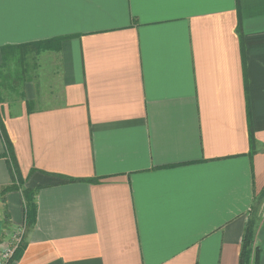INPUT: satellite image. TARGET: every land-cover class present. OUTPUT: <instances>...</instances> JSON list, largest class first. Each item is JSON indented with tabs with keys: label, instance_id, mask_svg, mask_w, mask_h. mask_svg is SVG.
Instances as JSON below:
<instances>
[{
	"label": "crops",
	"instance_id": "crops-1",
	"mask_svg": "<svg viewBox=\"0 0 264 264\" xmlns=\"http://www.w3.org/2000/svg\"><path fill=\"white\" fill-rule=\"evenodd\" d=\"M66 35L46 52L62 102L2 108L22 185L1 194L0 133V246L26 223L15 264H239L264 187V0H0V48Z\"/></svg>",
	"mask_w": 264,
	"mask_h": 264
},
{
	"label": "trees",
	"instance_id": "trees-1",
	"mask_svg": "<svg viewBox=\"0 0 264 264\" xmlns=\"http://www.w3.org/2000/svg\"><path fill=\"white\" fill-rule=\"evenodd\" d=\"M237 31L239 33V37L242 38V27L241 20L239 19ZM71 36L66 35L62 37H53L49 39L33 41L21 45H12V46H3L0 48L3 55V63L0 65V133L3 138L5 147H6V158L9 169L11 171L13 182L10 185H7L2 188L1 194L4 195L8 191L18 189L19 185H22V176L20 171L18 170L16 159L12 152V143L5 131V125L2 118V108L6 103L11 93H14L18 89V81L14 84L10 81V77L8 71L11 72V68L9 66V61L12 56L16 53L15 56L18 57L19 61L22 62L24 57H26L31 52L40 53L42 51H59L61 49V44L63 40L69 39ZM243 57L245 49L242 48ZM19 54V55H18ZM20 62V63H21ZM12 63V62H11ZM22 64V63H21ZM245 63L243 62V68L245 69ZM247 87V85H245ZM28 113H32L36 106H34L35 102L33 100L25 101ZM249 118V133H250V142H251V153L255 150V133L252 126L251 114L248 112ZM63 182H77V181H87L90 183L100 182L101 179H80L73 177H65L61 176ZM26 208H27V221L29 228L32 227L35 223L37 216V206H36V190L32 188H24L23 189ZM257 198L255 199L253 211L255 212L257 209L255 208ZM257 214L252 216L247 222V226L245 229V233L242 240L241 253H240V262L239 264H262V247L258 244V237L262 234L264 230V226L262 230H258L257 223ZM27 242L24 240L23 243L18 247L14 256L9 260L7 264H15L18 259L22 256L24 250L26 249Z\"/></svg>",
	"mask_w": 264,
	"mask_h": 264
},
{
	"label": "rangeland",
	"instance_id": "rangeland-1",
	"mask_svg": "<svg viewBox=\"0 0 264 264\" xmlns=\"http://www.w3.org/2000/svg\"><path fill=\"white\" fill-rule=\"evenodd\" d=\"M46 52L47 51H42L40 53L31 52L24 57L22 62L15 56V53L9 61V66L11 68V72L8 71L10 81L16 84V79L19 80L17 91L10 95L11 100H15V104L21 103L27 88L35 92L33 101L36 107L53 106L62 102L63 86L60 78L61 62L56 54ZM11 100L8 98L7 102L12 104ZM255 208L257 210L252 212V216L257 214L258 230L261 231L264 226V187L257 196ZM3 224V203L0 197V230ZM263 236L264 230L258 239L261 240Z\"/></svg>",
	"mask_w": 264,
	"mask_h": 264
},
{
	"label": "built area",
	"instance_id": "built-area-1",
	"mask_svg": "<svg viewBox=\"0 0 264 264\" xmlns=\"http://www.w3.org/2000/svg\"><path fill=\"white\" fill-rule=\"evenodd\" d=\"M27 232L26 223L18 225L0 246V264H7L14 256L18 247L23 243Z\"/></svg>",
	"mask_w": 264,
	"mask_h": 264
}]
</instances>
